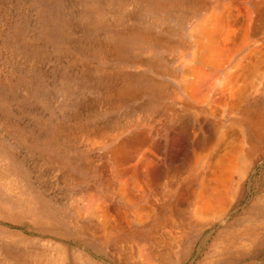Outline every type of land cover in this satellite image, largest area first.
<instances>
[{
	"label": "rangeland",
	"instance_id": "374dc122",
	"mask_svg": "<svg viewBox=\"0 0 264 264\" xmlns=\"http://www.w3.org/2000/svg\"><path fill=\"white\" fill-rule=\"evenodd\" d=\"M202 1L203 15L167 19L141 0H0V264H264L252 244L264 221V127L219 174L212 156L192 167L205 153L194 142L188 159L183 149L168 158L164 115L138 109L149 97L104 96L123 73L155 74L145 61L165 55L177 80L196 85L206 130L236 116L221 102L227 87L245 88L264 118V0ZM178 12L187 53L134 38L145 28L173 42L160 28L179 29ZM204 18V34L189 38ZM197 39L216 69L191 61L206 48ZM177 80L162 81L178 92ZM173 107L177 125L191 124ZM116 146L127 159H111Z\"/></svg>",
	"mask_w": 264,
	"mask_h": 264
},
{
	"label": "bare ground",
	"instance_id": "6f19581e",
	"mask_svg": "<svg viewBox=\"0 0 264 264\" xmlns=\"http://www.w3.org/2000/svg\"><path fill=\"white\" fill-rule=\"evenodd\" d=\"M141 1H143V3L146 5L147 9L150 12H153L154 14H161L163 16L165 15V17L167 16L166 17L167 19L170 17L172 18V15L174 16L175 12L178 10H185V12H188L192 15H195L196 17L201 16L204 13L203 11L207 7L205 5L204 1H202V0H141ZM181 13H183V12H181ZM175 16L177 18V21L179 22V29H171L169 27H161L160 28V31H162L163 34L165 33L167 36L175 38L173 42H170V41H168V39L163 38L164 36L162 37L159 33L158 34L157 33H155V34L151 33L150 29H145V28H143L142 31L135 33L134 38L141 40L143 43H149L151 46L154 47V49L158 47V48L163 49L166 52H171L172 55H173V53H175V51H177L178 54L187 53V50H189V49H185L187 47V45L184 41H182L180 39V31H181L180 29L182 28L183 17H185V15L183 17H180V13H179ZM205 19L206 18H204L203 20H200V22L197 23V25H195L193 27L192 31H190L189 38L193 37L194 33L196 35V32H198L199 29H201L202 34H204V30H203L202 26H203V22ZM204 29H206V28H204ZM213 29H215V28L213 27ZM214 31L216 32L217 30H214ZM195 39L193 38L192 41H195ZM197 41H198V39L196 40V44L198 47L199 46L201 47L203 45V47L206 46V48L204 49L202 47L203 48L202 50L201 49H194V51L191 52V56H192L191 61L193 60L196 62H202L204 65L210 66L211 61L208 58L212 57V55H214V54H211V52H210L211 49H208L209 47H207V44L204 45V42H203V44L201 43L202 45H200V42L199 41L197 42ZM202 51L206 52L207 56H205V54H203ZM214 63L215 62H212L213 65H214ZM212 64L210 67L213 66ZM167 65H168V59H167V57H165V55H160V56H158V58H153V57L149 58V59H147V61H145V67L147 69H149L151 72L153 71L155 74H153V75L150 74V76L147 74L148 75L147 76L146 74L140 73V72L136 73V74L123 73V75H122L123 80H121L122 83L120 85H117L115 87L110 86V88H106V87H109L106 85V87H104L103 89H104V93H105L104 96H106V95L114 96L117 99H119V101H125V100H123L124 98L135 99V98H138L139 96H147L152 100V101H146L145 103L141 104L140 106H138V109L146 110L150 114L160 113L161 116L164 115V117H165L164 119H166V121L164 122V127H163L162 132L164 134V138L169 139L170 143H171V148H170V151L168 153V158L171 161L174 160L177 157V155H179V153H178L179 149L184 150L183 151L184 156L186 159H188V156L190 155L189 152H191V151H189V152L187 151V145H185V144H187V143L192 144V142H194L196 148L199 149L200 152L204 151L205 153L203 155H200L199 153L194 154V156H193L194 160L192 162V167H197L199 165V163L201 162V160L203 159V157L212 156V158H215L213 160L212 164L215 168H217L218 171H220L219 174H221V171H223L222 166H223V163L225 160L229 161V159L232 158L233 156L243 157L242 141L244 139L246 140L247 135H248V137L252 136L253 138L257 139V141H262L263 134L261 131L263 130V127H264V118L262 117L263 108L260 107L259 105H257L256 103L251 102L250 97L247 95L245 88L232 90L231 87H227L225 92H227L228 96L223 97L221 102L223 103V108L227 112V114H229L231 116L232 115H236V116H233L231 118V122L229 125L219 123L220 122L219 120H218L219 122H217V123L215 121H213L212 123L210 122L211 125L206 130L207 127L204 128L202 125L199 124L200 115L206 116L207 111H206V109H204L203 107H201L198 104L196 97H194V91L196 90V85L193 83L195 85V87L186 88L187 82L182 83V81H181L182 79L177 80L178 73H176V75H175V71H171L169 68L166 67ZM216 67L213 66V68H215V69H216ZM188 70L186 72L185 68H183L182 71L184 73H188ZM190 70L192 71L193 69H190ZM116 71H118V70H116ZM194 73L195 72H193V74ZM197 74H196V77H197ZM201 74H200V76H201ZM206 76H207V73H206ZM164 77H167L169 79L170 84H172V82H171L172 80H175V79L177 80L176 84L178 85V92L175 90H172L166 82L162 81ZM114 80H116V79H114ZM199 92H198V94H199ZM104 99H105V97H104ZM198 99H200V98H198ZM178 102L182 103V106L185 107L187 113L190 115V117H192V119H193V120L191 119L192 122L189 120L191 122V124L186 123V125L183 127H180L179 125H177V122H179L180 120H178V114L175 113V108L173 106ZM118 105H119V102H118ZM150 114H148V115H150ZM182 115H183V113H182ZM201 124H203V123H201ZM232 124L233 125H239L241 128L240 129H234L231 127ZM160 125H161V123H160ZM245 128L247 130L246 131L247 133H244L242 130V129L245 130ZM227 130H228V132H229V130L232 131V133H233L232 137L233 138L229 139L228 138L229 134L226 137ZM201 131H202V133H201ZM143 138H140V139L142 140ZM137 141H139V140H137ZM212 142H213L214 146L211 144ZM145 143H147V142H145ZM220 145L223 146V153H221V152L218 153V151L216 152L215 147L216 146L219 147ZM188 147H190V146H188ZM193 147H194V145H193ZM194 149L192 148V150H194ZM109 151L111 153V159H113L114 162H116L115 160L117 158H120L121 160L128 158V156L125 152L120 154L122 152V149L119 148L118 146H116L112 149L109 148ZM113 164H115V163H113ZM122 164H124V163H122ZM116 170L118 171V168H116ZM218 171H217V173H218ZM116 172H114V173H116ZM123 172L125 173L126 171H123ZM134 174H137V172ZM166 175H168V174H166ZM152 178H153V176H152ZM152 178H150V179H152ZM92 199H90V200H92ZM125 214H124V216H125ZM256 227H259L260 231L255 233L256 237L253 238L252 244H255V246H257V247L263 248L264 247V221H261ZM104 234L105 233L103 232V235ZM248 237H250V236H248ZM108 239H109V236L105 235V240H108Z\"/></svg>",
	"mask_w": 264,
	"mask_h": 264
}]
</instances>
